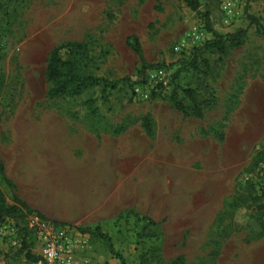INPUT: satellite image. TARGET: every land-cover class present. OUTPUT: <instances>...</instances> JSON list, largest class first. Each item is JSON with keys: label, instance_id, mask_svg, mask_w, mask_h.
Masks as SVG:
<instances>
[{"label": "rangeland", "instance_id": "rangeland-1", "mask_svg": "<svg viewBox=\"0 0 264 264\" xmlns=\"http://www.w3.org/2000/svg\"><path fill=\"white\" fill-rule=\"evenodd\" d=\"M2 1L0 162L13 191L0 187L7 204L15 192L51 224L87 235L92 264H264V36L251 29L242 46L203 50L188 66L213 38L202 13L215 31L233 32L246 26L245 14L264 24V0H240L242 16L228 26L218 0H196L198 10L185 0ZM130 35L160 66L144 82L48 96L49 54L70 42L86 46L64 54L78 59L80 71L140 80ZM174 87L211 102L202 117L171 106ZM6 217L20 228L21 247L2 264H42L32 225L40 217ZM97 226L112 251L81 231ZM24 243L29 248L16 255Z\"/></svg>", "mask_w": 264, "mask_h": 264}, {"label": "trees", "instance_id": "trees-1", "mask_svg": "<svg viewBox=\"0 0 264 264\" xmlns=\"http://www.w3.org/2000/svg\"><path fill=\"white\" fill-rule=\"evenodd\" d=\"M187 4L193 9L198 10V3L196 0H185ZM4 3L0 0V11L2 10ZM207 14L202 13L201 16L204 18L206 23V28L212 33L213 38L206 41L201 47H198L194 51L193 59L188 63V66L195 65L197 61V56L199 52L203 50H212L219 52L221 54H227L230 49L235 47H240L246 41L250 30L253 29L259 35L264 36V24L261 23L259 18L255 15L245 14L246 26L240 27L233 32L219 33L215 31L209 21ZM128 46L139 56L141 62V69L139 71L141 79L134 81L130 78H122L118 80H108L103 77L95 76L94 74L85 73L79 70L78 59L72 58L73 56L67 55L65 57V50L68 54L79 53L86 47L83 43L70 42L60 46L54 47L48 59V64L46 65L45 77L49 84L48 96L59 97V96H78L84 90L92 88L95 86H102L103 89H116L121 84H128L134 88L135 85L145 81L146 72L150 69L159 68V65L149 64L143 54L140 41L137 36L130 35L127 38ZM177 77V75L175 76ZM169 101L171 106L181 112L185 117H202L205 106H209L211 102L208 100L200 101L197 91L192 88H183L181 92L174 87L172 90ZM143 127L151 132V121L149 118H144ZM0 181L6 186L10 187L13 191V183L7 177L5 172V167L2 162H0ZM13 204L8 205L6 197L2 188L0 187V218H4L10 215H17L25 221L26 217L31 214H36L40 218L49 221L41 212L33 210L23 199H21L15 192H12ZM264 207V206H263ZM52 223L59 225L57 222L52 221ZM154 223L149 221V224ZM264 230V224H263ZM85 233H94L99 235L101 238L105 239L110 246L112 251V242L110 237L103 233L99 226H97L93 231L90 229H81ZM25 248H29L28 245L24 243L22 249L16 253L20 254ZM27 257H31V253L27 251ZM37 260H41L40 257H36ZM42 264H47L43 262Z\"/></svg>", "mask_w": 264, "mask_h": 264}, {"label": "built area", "instance_id": "built-area-1", "mask_svg": "<svg viewBox=\"0 0 264 264\" xmlns=\"http://www.w3.org/2000/svg\"><path fill=\"white\" fill-rule=\"evenodd\" d=\"M209 1V0H204ZM222 22L231 25L241 18L240 0H218ZM160 75L163 74L161 70ZM42 221V222H41ZM36 218L37 236L42 242L41 255L47 264H92L87 255L90 250L89 237L64 225ZM21 247V230L17 223L7 217L0 218V264L4 257Z\"/></svg>", "mask_w": 264, "mask_h": 264}]
</instances>
